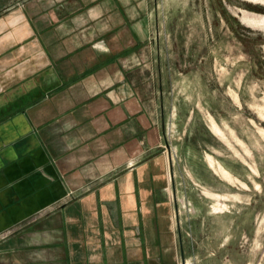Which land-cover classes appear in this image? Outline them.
<instances>
[{
    "label": "crops",
    "instance_id": "1",
    "mask_svg": "<svg viewBox=\"0 0 264 264\" xmlns=\"http://www.w3.org/2000/svg\"><path fill=\"white\" fill-rule=\"evenodd\" d=\"M20 1L0 10L3 261L249 264L232 205L179 191L145 10Z\"/></svg>",
    "mask_w": 264,
    "mask_h": 264
},
{
    "label": "rangeland",
    "instance_id": "2",
    "mask_svg": "<svg viewBox=\"0 0 264 264\" xmlns=\"http://www.w3.org/2000/svg\"><path fill=\"white\" fill-rule=\"evenodd\" d=\"M17 3L0 0V10ZM120 4L145 10L179 191L195 203L232 205L233 221L248 229L239 243L245 261L264 264V0ZM0 264H9L1 252Z\"/></svg>",
    "mask_w": 264,
    "mask_h": 264
},
{
    "label": "bare ground",
    "instance_id": "3",
    "mask_svg": "<svg viewBox=\"0 0 264 264\" xmlns=\"http://www.w3.org/2000/svg\"><path fill=\"white\" fill-rule=\"evenodd\" d=\"M224 173V172H223ZM225 174V173H224ZM227 174H225V176H226Z\"/></svg>",
    "mask_w": 264,
    "mask_h": 264
}]
</instances>
